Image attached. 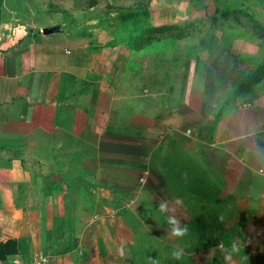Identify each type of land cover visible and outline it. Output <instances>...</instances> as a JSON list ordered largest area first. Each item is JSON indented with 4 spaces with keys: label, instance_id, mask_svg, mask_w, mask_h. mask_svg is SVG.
Instances as JSON below:
<instances>
[{
    "label": "crops",
    "instance_id": "0c3cea01",
    "mask_svg": "<svg viewBox=\"0 0 264 264\" xmlns=\"http://www.w3.org/2000/svg\"><path fill=\"white\" fill-rule=\"evenodd\" d=\"M14 3L0 15V243L49 264H264V79L234 97L244 64L220 51L160 89L100 48L115 26L44 35Z\"/></svg>",
    "mask_w": 264,
    "mask_h": 264
},
{
    "label": "rangeland",
    "instance_id": "374dc122",
    "mask_svg": "<svg viewBox=\"0 0 264 264\" xmlns=\"http://www.w3.org/2000/svg\"><path fill=\"white\" fill-rule=\"evenodd\" d=\"M12 1L14 0H8L9 3ZM91 1L96 2L94 7H89ZM238 1L249 6L251 13H254L255 18L264 25V8L261 4L251 0ZM41 3L42 0H15L8 14L32 16L38 24L46 25L44 27L51 26L50 28L62 27L61 24L64 22L66 24L64 28L76 39H89L91 33L89 31L92 29L99 31L104 26L116 27L119 15L135 7L145 8L154 24L195 22L201 19L202 22L197 23L196 29L188 39L161 40L141 52H132L123 46L113 50L114 67L117 70L124 69L123 72L121 71L123 77L129 76L136 67H141L143 74L146 75L144 77L146 82L151 77V71H156L158 75L153 79L161 80L158 84L160 89L165 78H179L183 63L187 59L203 61L201 57L207 54L205 48L210 41L213 28L215 56L213 55L212 58L215 60L216 54L223 51L225 52L223 58L237 59L244 64L239 65L240 63L236 62L235 64L233 61L231 72L243 74L244 70L250 67L253 59L257 62L264 60V35L254 30L248 19L244 17H229L226 20L220 18V15L215 14L216 6L212 0H44L42 6ZM92 16L95 20L90 23L89 19ZM212 16H216L215 24L210 20ZM88 22V25H84ZM64 28L62 31L67 32ZM81 32L87 36L77 37L82 34ZM111 35L108 33L107 37ZM98 39L99 37L96 38L95 44L101 43L97 42ZM229 60L226 61V65H231ZM163 263L165 262H160Z\"/></svg>",
    "mask_w": 264,
    "mask_h": 264
},
{
    "label": "trees",
    "instance_id": "16d2710c",
    "mask_svg": "<svg viewBox=\"0 0 264 264\" xmlns=\"http://www.w3.org/2000/svg\"><path fill=\"white\" fill-rule=\"evenodd\" d=\"M2 1L0 0V15ZM215 7V14L220 15V18L228 19L229 17L237 18L244 17L248 19L254 30L264 33V25L260 23L254 13H251V8L245 5L244 2L238 0H212ZM249 1V0H247ZM259 3L264 8V0H251ZM96 2L89 4V7H94ZM205 8V7H204ZM212 23L217 21L216 16L210 17ZM77 21V20H76ZM74 21V22H76ZM84 21V20H83ZM201 19L195 22H181L174 24H154L151 20L149 12L142 7H135L128 9L126 12L121 13L117 19L116 27L112 31L111 39L104 43L100 48H117L123 46L132 52H141L148 47L160 42L161 40H183L188 39L193 34L197 27V23H201ZM212 34L209 43L206 45V51L211 58L215 53L214 37ZM77 37H86L87 35L81 32ZM260 35H264L261 34ZM187 59L185 63H189ZM188 65V64H187ZM170 66V65H169ZM264 79V60L256 63L255 67L248 73L241 75L237 84L234 97L250 93L262 80ZM220 116V115H219ZM217 118H214V121ZM210 131L213 133V125L210 126ZM19 253L18 241L15 239H8L4 243H0V262H5L10 259V256Z\"/></svg>",
    "mask_w": 264,
    "mask_h": 264
},
{
    "label": "clouds",
    "instance_id": "9594fccd",
    "mask_svg": "<svg viewBox=\"0 0 264 264\" xmlns=\"http://www.w3.org/2000/svg\"><path fill=\"white\" fill-rule=\"evenodd\" d=\"M176 206L182 204V201L177 198L174 202ZM159 212L166 216L167 224L170 227L169 235L173 238H183L189 233V228L187 225H184L180 222L178 217L174 214H170L174 211L173 207L171 206L168 200H161L158 204ZM234 251H238V248L234 247ZM183 255V250H176L173 252V256L177 259ZM226 258H229L227 256Z\"/></svg>",
    "mask_w": 264,
    "mask_h": 264
},
{
    "label": "built area",
    "instance_id": "2783aa9c",
    "mask_svg": "<svg viewBox=\"0 0 264 264\" xmlns=\"http://www.w3.org/2000/svg\"><path fill=\"white\" fill-rule=\"evenodd\" d=\"M148 172L145 171L139 179V183L141 185L145 184L146 177ZM50 258L48 256H40L32 261H25L21 259L19 256H13L5 262H0V264H49Z\"/></svg>",
    "mask_w": 264,
    "mask_h": 264
},
{
    "label": "water",
    "instance_id": "95a60500",
    "mask_svg": "<svg viewBox=\"0 0 264 264\" xmlns=\"http://www.w3.org/2000/svg\"><path fill=\"white\" fill-rule=\"evenodd\" d=\"M57 28H47V29H43L42 30V33L44 34V35H46V34H51V33H53L54 32V30H56Z\"/></svg>",
    "mask_w": 264,
    "mask_h": 264
}]
</instances>
